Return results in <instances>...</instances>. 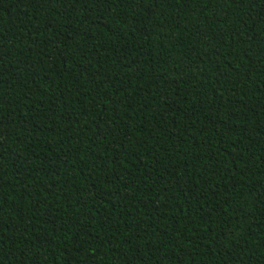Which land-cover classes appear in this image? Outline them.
Masks as SVG:
<instances>
[{"label":"trees","instance_id":"obj_1","mask_svg":"<svg viewBox=\"0 0 264 264\" xmlns=\"http://www.w3.org/2000/svg\"><path fill=\"white\" fill-rule=\"evenodd\" d=\"M0 264H264V0H0Z\"/></svg>","mask_w":264,"mask_h":264}]
</instances>
